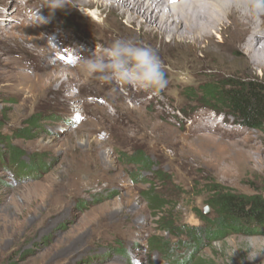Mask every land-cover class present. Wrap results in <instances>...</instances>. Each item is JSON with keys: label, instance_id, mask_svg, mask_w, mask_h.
<instances>
[{"label": "rangeland", "instance_id": "obj_1", "mask_svg": "<svg viewBox=\"0 0 264 264\" xmlns=\"http://www.w3.org/2000/svg\"><path fill=\"white\" fill-rule=\"evenodd\" d=\"M102 10L73 31L92 45L84 54L135 38L156 50L168 84L106 83L67 63L76 87L48 92L43 60L0 51V264H264L260 229L194 240L181 230L212 232L201 215L214 216V184L264 196V134L194 97L209 79L264 87V71L226 55L217 35L199 50Z\"/></svg>", "mask_w": 264, "mask_h": 264}, {"label": "bare ground", "instance_id": "obj_2", "mask_svg": "<svg viewBox=\"0 0 264 264\" xmlns=\"http://www.w3.org/2000/svg\"><path fill=\"white\" fill-rule=\"evenodd\" d=\"M13 2L17 3L7 10ZM102 8L115 9L129 24L185 40L199 50L217 35L226 55L264 71V17L255 22L242 20L221 9L219 0H65V7L55 10L45 6V0H0V51L16 53L19 60H43L49 66L43 87L58 92L68 82L65 88L71 91L76 78L65 64H80L87 57L83 51L92 47L74 39L73 31L78 23L83 24L82 17L87 23L90 15L98 19ZM9 12L16 16L14 26ZM51 15L55 18L51 23L40 22ZM85 36L93 37L87 29Z\"/></svg>", "mask_w": 264, "mask_h": 264}, {"label": "trees", "instance_id": "obj_3", "mask_svg": "<svg viewBox=\"0 0 264 264\" xmlns=\"http://www.w3.org/2000/svg\"><path fill=\"white\" fill-rule=\"evenodd\" d=\"M199 89V90H198ZM194 97L209 106L215 114L226 113L233 116L241 126L257 129L264 134V87L254 82H237L233 79H209L200 86ZM264 144V136L261 140ZM10 161L18 162L19 155L13 148ZM138 163H145L147 158L137 155ZM209 206L214 212L212 218L201 215L205 221L213 223L212 232L200 227L183 228L184 232L204 239L221 234H251L260 229L264 233V196L261 194L242 195L233 193L228 188L214 184ZM264 192V186L262 188ZM169 229L174 226L169 225ZM253 231V232H254Z\"/></svg>", "mask_w": 264, "mask_h": 264}, {"label": "clouds", "instance_id": "obj_4", "mask_svg": "<svg viewBox=\"0 0 264 264\" xmlns=\"http://www.w3.org/2000/svg\"><path fill=\"white\" fill-rule=\"evenodd\" d=\"M50 10L65 7V0H45ZM219 7L242 20L255 22L264 17V0H219ZM38 15V13H37ZM82 73L106 83L130 85L142 90H163L168 80L156 50L132 37H117L98 54L85 57Z\"/></svg>", "mask_w": 264, "mask_h": 264}, {"label": "water", "instance_id": "obj_5", "mask_svg": "<svg viewBox=\"0 0 264 264\" xmlns=\"http://www.w3.org/2000/svg\"><path fill=\"white\" fill-rule=\"evenodd\" d=\"M206 213V211H204Z\"/></svg>", "mask_w": 264, "mask_h": 264}]
</instances>
